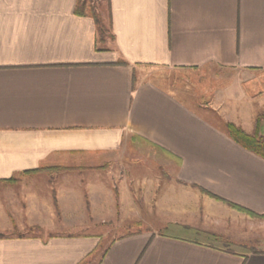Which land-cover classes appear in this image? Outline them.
<instances>
[{
	"label": "crops",
	"instance_id": "0c3cea01",
	"mask_svg": "<svg viewBox=\"0 0 264 264\" xmlns=\"http://www.w3.org/2000/svg\"><path fill=\"white\" fill-rule=\"evenodd\" d=\"M75 4L0 0V264H264V159L225 130L264 111V0H107L103 43ZM80 204L154 227L57 232Z\"/></svg>",
	"mask_w": 264,
	"mask_h": 264
},
{
	"label": "trees",
	"instance_id": "16d2710c",
	"mask_svg": "<svg viewBox=\"0 0 264 264\" xmlns=\"http://www.w3.org/2000/svg\"><path fill=\"white\" fill-rule=\"evenodd\" d=\"M107 8L108 7L106 5V11H108ZM75 13L77 15L90 16L93 18L96 27V40L99 43H103L107 37H110L109 15L106 14L107 16L104 21L96 6L93 4L92 0H76ZM225 130L227 136L237 145L264 159V112L257 114L253 122L251 132H246L242 127L236 125L233 122H225ZM41 169L46 170L48 168ZM63 169L64 168H58V170ZM231 206L249 215H255L252 212L236 205L231 204ZM194 234L196 236H199V240L206 241L224 250H237L243 253L254 251L253 247H249L247 244L233 243L213 233L195 232Z\"/></svg>",
	"mask_w": 264,
	"mask_h": 264
},
{
	"label": "rangeland",
	"instance_id": "374dc122",
	"mask_svg": "<svg viewBox=\"0 0 264 264\" xmlns=\"http://www.w3.org/2000/svg\"><path fill=\"white\" fill-rule=\"evenodd\" d=\"M92 2L96 6L100 15L103 17V20L105 21L106 16H107L106 15L107 14L106 0H92ZM262 112H264V111H262ZM259 113H261V112H259ZM256 116L253 118V122H254ZM145 162L147 165L148 162L147 161H145ZM124 165H126V164H124ZM86 175H87V173L78 169L76 172L70 173L69 181L68 182L65 181V182L69 183V184L77 185V184H79L78 183L79 181L77 182V180H80V179L82 180L83 178H85ZM111 177L112 176H109V175L105 176L106 179L111 178ZM49 178H55V177L51 176ZM97 178H99V177H97ZM101 178H104V176ZM82 202L83 201H81V203ZM73 208L75 209V211H72L68 214V218L70 220H72L73 222H71L69 220L67 223H63L61 220L56 231L59 233L70 232V233H97V234H100L103 236L102 248L107 243H109V241H111L114 237H116L120 234H123L125 232H130L133 230H138V229L143 230V229H148L149 227H154V224H149V223H143V222H140V223H138V222L133 223L132 222L131 223L129 221H123V219L125 218L124 214L123 215L119 214L117 217H109V220L104 221V222L86 221L90 218L89 217V215H90L89 209L84 207L83 204H80L79 206H74ZM111 210L112 211H118L119 208L113 206V207H110V211ZM88 213H89V215H86ZM247 215H249V214H247ZM257 217H263L264 218V215L257 216ZM65 218L68 219L67 217H65ZM62 219H63V217H62ZM80 220H81V222H80ZM106 220H107V217H106ZM99 254H100V252H98L96 257H94V260H93V262H91V264L96 263L95 260L97 259Z\"/></svg>",
	"mask_w": 264,
	"mask_h": 264
}]
</instances>
